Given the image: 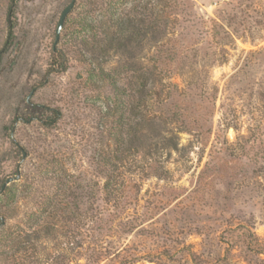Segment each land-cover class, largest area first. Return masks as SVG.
<instances>
[{
    "label": "rangeland",
    "instance_id": "obj_1",
    "mask_svg": "<svg viewBox=\"0 0 264 264\" xmlns=\"http://www.w3.org/2000/svg\"><path fill=\"white\" fill-rule=\"evenodd\" d=\"M70 2L0 0V264H264V0Z\"/></svg>",
    "mask_w": 264,
    "mask_h": 264
},
{
    "label": "trees",
    "instance_id": "obj_2",
    "mask_svg": "<svg viewBox=\"0 0 264 264\" xmlns=\"http://www.w3.org/2000/svg\"><path fill=\"white\" fill-rule=\"evenodd\" d=\"M112 18L113 21H115L117 23V27H116V31L114 32V36L111 38V40L109 41L110 43L106 44V46H104V53L103 51L100 49L101 51V55L104 54V56L106 55H111L112 54V50L115 51V53H123V51H128L130 49V42L133 40H136L141 32L142 29L138 27V25L136 24V22L130 18L126 19L125 18H120L117 15V12H113L112 13ZM102 47V46H100ZM3 51H0V59L2 57ZM62 70L66 69V62L65 60L62 61ZM101 73H103L106 77L111 78L114 88L119 91L120 87H119V83L117 81V78L114 77L111 73L106 72L104 70L101 71ZM147 82H145L146 85ZM53 115L50 118H47L45 120V124L46 126H51L53 125L60 117H61V112L60 110L57 109H52ZM13 241L16 242V237H13ZM30 241V239L26 238L24 240L23 236L18 235L17 237V248L15 251H20V250H25L26 249V242ZM15 252L13 253L12 256L14 255Z\"/></svg>",
    "mask_w": 264,
    "mask_h": 264
},
{
    "label": "water",
    "instance_id": "obj_3",
    "mask_svg": "<svg viewBox=\"0 0 264 264\" xmlns=\"http://www.w3.org/2000/svg\"><path fill=\"white\" fill-rule=\"evenodd\" d=\"M75 1L76 0H71V2L63 9V11L60 15L58 25H57V29H56L57 33H56V40L54 43V49H55L57 43L59 42V39L61 36V31H62L64 22H65V19H66L67 15L69 14V12L72 10V8L75 4ZM34 91H35V89H33V91L29 94L28 101L30 100V97L33 95ZM16 143H17L18 147H21V144L19 142H16ZM26 156H27L26 151H23V157L26 158ZM19 171H20V167H18V174L15 177H8L6 179V181L2 184V187L0 189V194H2V192L5 190L7 185H9L10 183H12L13 181H15L19 178V176H20ZM4 223H5V221H4V219H2L1 225H3Z\"/></svg>",
    "mask_w": 264,
    "mask_h": 264
}]
</instances>
